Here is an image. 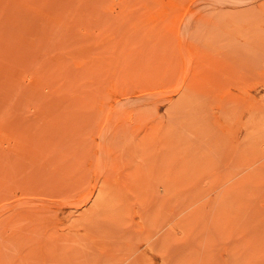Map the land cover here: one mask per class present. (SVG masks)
<instances>
[{"label": "rangeland", "instance_id": "374dc122", "mask_svg": "<svg viewBox=\"0 0 264 264\" xmlns=\"http://www.w3.org/2000/svg\"><path fill=\"white\" fill-rule=\"evenodd\" d=\"M0 264H264V0H0Z\"/></svg>", "mask_w": 264, "mask_h": 264}]
</instances>
